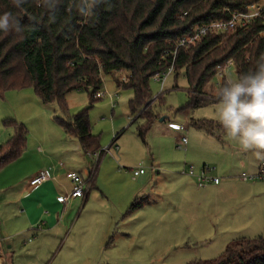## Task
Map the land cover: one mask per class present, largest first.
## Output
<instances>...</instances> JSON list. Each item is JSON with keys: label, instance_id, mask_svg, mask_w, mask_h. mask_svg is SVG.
<instances>
[{"label": "trees", "instance_id": "16d2710c", "mask_svg": "<svg viewBox=\"0 0 264 264\" xmlns=\"http://www.w3.org/2000/svg\"><path fill=\"white\" fill-rule=\"evenodd\" d=\"M258 1L0 0V15L9 16L8 28L0 29V94L33 88L42 105L56 104L65 112L69 93L85 92L92 103L98 100L101 76L110 75L118 89L132 90L130 112H140L130 124L141 120L136 135L144 142L157 118L151 111L149 82L171 65L175 39L194 27L227 20L229 13ZM263 30V22L256 20L243 30L208 34L196 46L176 51L173 76L183 71L187 108L215 101L216 89L225 79L211 95L203 89L218 65L230 60L235 76L254 69L257 58L264 56ZM55 120L67 136L77 139L82 152L100 151L99 137L92 135L86 112ZM6 124L13 135L0 145V170L20 156L26 143L21 124L12 120ZM189 125L210 136L224 134L212 122L190 121ZM187 264H264V238L233 240L218 258Z\"/></svg>", "mask_w": 264, "mask_h": 264}, {"label": "rangeland", "instance_id": "374dc122", "mask_svg": "<svg viewBox=\"0 0 264 264\" xmlns=\"http://www.w3.org/2000/svg\"><path fill=\"white\" fill-rule=\"evenodd\" d=\"M223 76L226 83L236 78L233 65L230 64L229 68H225ZM117 77H123V73L118 74ZM101 80L99 95L102 97L98 95V100L90 103L85 92H71L65 97V112H61L56 104L42 105L33 88L8 90L0 94V145L13 135V130L6 124L8 120L24 127L27 143H45V145L48 143H78L76 138L67 136L55 128L57 125L61 130L55 118L65 120L80 112H86L92 135L99 137L100 145V151L93 155L94 158L88 164L89 168L98 170L105 158L107 162L112 161L114 165L110 163L106 166L105 164L109 172L106 175H102L101 172L98 179L101 185L106 186L114 202L122 206L126 202L123 194L126 190L133 189V180H138V178L132 179L131 170L142 167L149 177L151 174L156 176L166 171L165 163L171 162L170 157L176 158L172 162L177 160L181 163H190L188 166L192 165L194 171H201L202 167L213 169V175L219 178L218 163L223 164L225 168L231 166L235 169L236 172L232 176H237V179H240L242 174L257 175L252 174L245 166V159L246 163L259 162V168L264 165V160H257L252 154L247 153L244 157L239 156L235 150L233 152V148L235 149L238 145H234L235 142L225 132L218 138L189 125L190 121L218 123L212 111L214 102L210 101L194 109L186 107L188 85L183 71H178L176 77L175 75L168 77L163 91H160L158 83L150 80L149 89L153 101L151 111L157 118L152 122L144 142L136 135V127L141 120L130 124V121L136 119L140 112V110L134 114L130 112L128 101L133 96L132 90L118 89L110 75H102ZM217 84L218 79L214 76L203 91L211 95ZM160 119H162L161 122ZM168 123L186 125V131L178 133L169 130L167 129ZM122 130L123 133L116 140L121 156L117 157L112 151L102 153L98 158L100 152L110 146L114 135ZM180 136H184L187 140L185 151L178 146ZM223 147L227 149L223 150ZM54 150L58 151L57 148H53ZM190 158L194 159L197 165L192 164L189 161ZM27 166L28 164H24L22 168L27 170ZM80 170L85 176V171L83 173L85 165ZM115 172L127 176H119ZM257 182H264V179ZM246 201L253 206L254 212L264 216V186H261L255 195L247 197ZM138 202L134 207L128 204L123 212L124 218L117 219L115 224L111 221L112 215L104 213L102 207L93 206L90 209L91 239L88 257L93 262L90 264H187L196 260L208 261L218 258L233 240L243 237L256 238L258 235L264 238V232L257 230L253 233L251 231L249 228L251 224L241 225L236 220L231 221L238 216L226 209H221L223 213L220 214L222 215L221 222L216 223L215 215H218L219 210L215 212L209 207L201 211L195 209L194 215L191 216L186 215L184 211L170 213L169 208L161 203L154 206L155 208L148 209L147 207L153 205L151 201H146L148 202L146 203L139 198ZM164 213L166 215H163ZM171 219L174 229L172 232H166L165 225L167 220L170 222ZM81 220L73 229V234L79 230ZM110 226L113 237L110 236L109 245L107 241L99 251V246L104 242L99 237L106 234ZM81 229L83 230L82 225ZM247 230L250 233H246ZM259 231L261 233L257 235ZM34 240L33 236L25 237L26 245ZM19 245L15 246L12 251L3 249L4 254L0 256V264H85L87 258L86 251H74L71 255L61 258L55 252L37 254L28 251L22 241Z\"/></svg>", "mask_w": 264, "mask_h": 264}, {"label": "crops", "instance_id": "0c3cea01", "mask_svg": "<svg viewBox=\"0 0 264 264\" xmlns=\"http://www.w3.org/2000/svg\"><path fill=\"white\" fill-rule=\"evenodd\" d=\"M168 124L178 125L175 123ZM168 124L167 129H169ZM55 128L64 133L62 128L61 131L57 125H55ZM122 133L123 130L114 135L115 140L111 142L108 150L109 153L113 151L117 157L121 156V152L116 140ZM233 144L237 145L236 143ZM178 146L181 147L179 143ZM186 146L181 148L185 151ZM53 148H57L58 151H53ZM225 149L227 147H223V150ZM234 150L239 156L246 157L247 153L251 154L250 152L241 151L238 146L235 149L233 148V152ZM93 155L82 152L79 143H48L45 145V143H27L26 141L20 156L0 170V256L4 254L3 249L12 251L15 246H20L19 243L22 241L28 251L37 254L55 252L61 258H63L62 256L71 255L74 251H86L85 264H90L92 262L88 257L91 239L89 233L90 209L93 206L102 207L104 213L112 215L110 218L115 224L117 219L122 220L124 218L123 212L126 206L128 204L132 207L136 206L139 203V198H142L145 202L151 201L153 203V205L147 207L148 209L155 208L154 206L161 203L169 208L170 213L173 214L184 211L186 215L193 216V211H201L205 207H209L215 212L219 210L218 215H215L216 223L221 222L222 215L220 214H223L221 209H226L238 216L231 221L236 220L241 225L251 224L249 228L253 233H256L257 230L264 232L263 214L254 212L253 206L249 201H246L247 197L255 195L256 191L264 186V182H257L262 179L251 182L237 179V176H232L236 172L235 169H232L231 166L225 168L223 164L218 163L217 171L220 178L211 173L212 177L220 179L218 185L210 184L198 188L196 175L200 171H194V167L192 165L188 166L190 164L188 162L181 163L177 160L172 162L176 158L170 157L171 162L165 163L167 166L166 171L156 176L151 174L149 177L145 172L142 175L133 176L132 172L136 169L131 170L132 179L138 178V180H133V189L126 190L123 194L126 197V202L122 206V204L118 205L114 202L112 197L109 196L106 186L101 185L98 179L101 172L102 175L109 172L106 166L112 161L107 162L105 158L98 170H95V168H89L88 165L91 159L94 158ZM100 157L101 155H98V158ZM189 161L197 165L194 159L190 158ZM258 163H252V161L246 163L245 159L244 164L252 174H257L260 169ZM24 164L32 166H27L26 170V168H22ZM244 164L242 163V165ZM82 165H85L83 173L85 171L86 177L82 175V170H80L83 167ZM188 167L193 169L194 176L181 174ZM40 171H47L51 179L35 189L29 188L28 180ZM69 172L79 174L88 184L89 190L83 199H70L62 205L58 203L57 198L68 194L72 189L70 181L65 177ZM116 174L127 176L118 172ZM120 198L122 199V196ZM163 215H166V213ZM80 220L83 230L79 225V230L73 234V229ZM165 229L166 232H172L174 229L172 219L170 222L167 220ZM260 231L257 232V235L261 233ZM246 233L250 232L247 230ZM29 236L35 237V240L26 245L25 237ZM110 236L113 237L111 226L106 234L99 237L101 241H104L99 246V251L107 241L109 245L108 239ZM247 239L251 238L248 237Z\"/></svg>", "mask_w": 264, "mask_h": 264}, {"label": "clouds", "instance_id": "9594fccd", "mask_svg": "<svg viewBox=\"0 0 264 264\" xmlns=\"http://www.w3.org/2000/svg\"><path fill=\"white\" fill-rule=\"evenodd\" d=\"M9 26L8 14L0 15V29ZM212 111L218 125L241 151L264 160V56L254 69L221 84Z\"/></svg>", "mask_w": 264, "mask_h": 264}, {"label": "built area", "instance_id": "2783aa9c", "mask_svg": "<svg viewBox=\"0 0 264 264\" xmlns=\"http://www.w3.org/2000/svg\"><path fill=\"white\" fill-rule=\"evenodd\" d=\"M264 0H259L257 3L247 5L241 11H234L229 13L227 20H216L208 23L207 25L194 27L189 33L181 35L176 38L174 41V49L172 52V63L164 71L154 74L151 78L152 81L160 85V91H163L164 84L168 77L173 75V61L176 54V51L180 48H190L194 47L200 43V41L208 34L211 35H225L231 34L238 30H243L249 26L252 22L256 20H261L264 25ZM261 35L264 36V30L261 32ZM232 65L230 60L226 61L223 65H218L215 69V77L218 79V83L221 79H225L223 76V71L225 68H229V65ZM218 85V84H217ZM216 85V86H217ZM99 93L95 95L98 98ZM102 97V96H100ZM168 128L174 130L178 133H184L186 131V125H174L168 124ZM179 144L184 148L187 144V140L184 136H180ZM109 147L106 148L102 153H108ZM213 169L208 167H202L201 171L196 175L197 187L203 188L207 185H218L219 179L211 176ZM133 176L142 175L144 169L142 167L134 170ZM182 175L194 176L193 169L188 167L186 170L181 172ZM72 185L71 192L65 194L64 196L58 197V203L64 205L70 199H83L86 192L89 190L88 184L82 179V177L74 172H69L65 175ZM51 179L50 174L47 171H40L32 176L27 184L31 189H35L40 185ZM241 180L254 181L258 179H264V165H262L257 173V175L246 176L242 174L240 176Z\"/></svg>", "mask_w": 264, "mask_h": 264}, {"label": "water", "instance_id": "95a60500", "mask_svg": "<svg viewBox=\"0 0 264 264\" xmlns=\"http://www.w3.org/2000/svg\"><path fill=\"white\" fill-rule=\"evenodd\" d=\"M160 122L162 121V119L159 120Z\"/></svg>", "mask_w": 264, "mask_h": 264}]
</instances>
